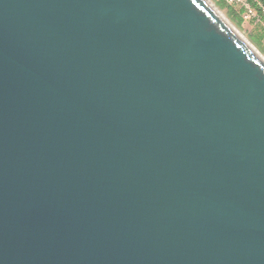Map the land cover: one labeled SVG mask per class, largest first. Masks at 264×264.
Returning a JSON list of instances; mask_svg holds the SVG:
<instances>
[{
  "label": "water",
  "instance_id": "obj_1",
  "mask_svg": "<svg viewBox=\"0 0 264 264\" xmlns=\"http://www.w3.org/2000/svg\"><path fill=\"white\" fill-rule=\"evenodd\" d=\"M0 264H264V58L204 0H0Z\"/></svg>",
  "mask_w": 264,
  "mask_h": 264
},
{
  "label": "rangeland",
  "instance_id": "obj_2",
  "mask_svg": "<svg viewBox=\"0 0 264 264\" xmlns=\"http://www.w3.org/2000/svg\"><path fill=\"white\" fill-rule=\"evenodd\" d=\"M216 9L230 21L248 43L264 57V14H250L226 0H210Z\"/></svg>",
  "mask_w": 264,
  "mask_h": 264
},
{
  "label": "built area",
  "instance_id": "obj_3",
  "mask_svg": "<svg viewBox=\"0 0 264 264\" xmlns=\"http://www.w3.org/2000/svg\"><path fill=\"white\" fill-rule=\"evenodd\" d=\"M231 5H236L240 9L253 14L258 11L264 14V4L260 0H226Z\"/></svg>",
  "mask_w": 264,
  "mask_h": 264
},
{
  "label": "bare ground",
  "instance_id": "obj_4",
  "mask_svg": "<svg viewBox=\"0 0 264 264\" xmlns=\"http://www.w3.org/2000/svg\"><path fill=\"white\" fill-rule=\"evenodd\" d=\"M208 5H210L213 9H215L217 12H218V14L225 20V21H227L230 25H231V27L235 30V32L242 38V39H244V41H246V42H248L242 35H241V33H239L238 32V30L230 23V21L228 20V19H226V17L224 16V15H222L217 9H216V7L211 3V1L210 0H204ZM264 58V57H263Z\"/></svg>",
  "mask_w": 264,
  "mask_h": 264
},
{
  "label": "trees",
  "instance_id": "obj_5",
  "mask_svg": "<svg viewBox=\"0 0 264 264\" xmlns=\"http://www.w3.org/2000/svg\"><path fill=\"white\" fill-rule=\"evenodd\" d=\"M263 4H264V0H260ZM263 20H264V17H263Z\"/></svg>",
  "mask_w": 264,
  "mask_h": 264
}]
</instances>
